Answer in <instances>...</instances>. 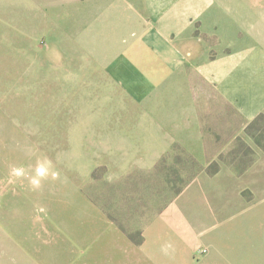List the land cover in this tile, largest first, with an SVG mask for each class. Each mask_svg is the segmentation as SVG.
<instances>
[{"label": "rangeland", "instance_id": "rangeland-1", "mask_svg": "<svg viewBox=\"0 0 264 264\" xmlns=\"http://www.w3.org/2000/svg\"><path fill=\"white\" fill-rule=\"evenodd\" d=\"M214 1L264 47V0ZM113 30L0 0V264H264V114L193 78L202 150L154 154L151 93L94 73Z\"/></svg>", "mask_w": 264, "mask_h": 264}, {"label": "crops", "instance_id": "crops-1", "mask_svg": "<svg viewBox=\"0 0 264 264\" xmlns=\"http://www.w3.org/2000/svg\"><path fill=\"white\" fill-rule=\"evenodd\" d=\"M225 7L212 0H46V10L90 11L96 27L114 28V53L97 59L94 73L111 76L123 90L151 93L155 106L145 119L165 139L153 150L158 155L176 142L202 150L193 78L214 87L247 122L264 114V47L242 37V22L228 19ZM10 235L19 240L18 232ZM186 253V264H208Z\"/></svg>", "mask_w": 264, "mask_h": 264}]
</instances>
